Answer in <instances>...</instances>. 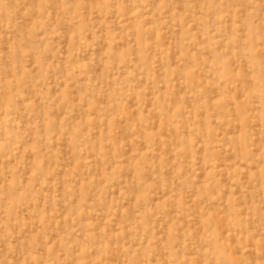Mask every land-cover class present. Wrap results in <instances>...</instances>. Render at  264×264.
I'll return each instance as SVG.
<instances>
[{"label":"rangeland","instance_id":"obj_1","mask_svg":"<svg viewBox=\"0 0 264 264\" xmlns=\"http://www.w3.org/2000/svg\"><path fill=\"white\" fill-rule=\"evenodd\" d=\"M0 264H264V0H0Z\"/></svg>","mask_w":264,"mask_h":264}]
</instances>
